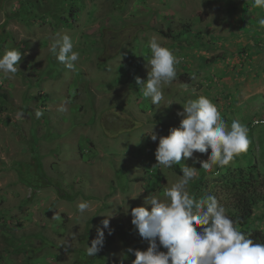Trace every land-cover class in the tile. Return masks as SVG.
I'll use <instances>...</instances> for the list:
<instances>
[{
	"label": "rangeland",
	"instance_id": "374dc122",
	"mask_svg": "<svg viewBox=\"0 0 264 264\" xmlns=\"http://www.w3.org/2000/svg\"><path fill=\"white\" fill-rule=\"evenodd\" d=\"M76 3L81 12L72 25L57 26L52 15L42 20L43 6L26 24L11 17L19 1L0 0V33L9 38L0 55L11 48L22 53L17 73H0L9 96L0 103V264L90 263L85 251L104 219L110 217L113 230L127 229L132 208L149 195L163 199L181 178L176 165H157L155 151L159 136L179 126L182 104L200 95L228 126L234 120L254 126L250 158L264 174V28L258 24L264 8L251 0ZM58 33L68 34L79 53L74 70L50 52ZM152 36L180 60L159 105L136 84L137 76L147 80ZM108 37L127 41L104 48ZM209 155L194 153L182 167L194 166L198 175L199 161ZM81 201L90 203L83 216ZM255 213L254 225L264 230V204ZM113 236L95 264H132Z\"/></svg>",
	"mask_w": 264,
	"mask_h": 264
},
{
	"label": "clouds",
	"instance_id": "9594fccd",
	"mask_svg": "<svg viewBox=\"0 0 264 264\" xmlns=\"http://www.w3.org/2000/svg\"><path fill=\"white\" fill-rule=\"evenodd\" d=\"M251 2L256 8H264V0ZM258 24L264 28V18L259 19ZM147 46L150 49V55L145 57L147 80L137 76L136 84L143 97L150 98L153 105H159L164 99L162 85L176 79V65L180 60L155 36L150 38ZM50 52L66 68L75 69L79 53L74 51L73 40L68 34L58 33L50 44ZM21 59V51L6 49L0 55V73H17ZM182 109L177 113L182 117L179 126L170 128L167 136H159L155 151L157 165L171 168L182 159L192 158L194 153L208 154L210 150L208 160L199 161L200 169L207 171L214 166L222 169L234 157L247 151V126L238 120L228 126L208 97L200 95L197 99H189L182 104ZM42 115L37 110L36 117ZM148 134L153 141L158 139L153 129ZM197 170L185 164L181 167V178L165 189L163 199L149 195L144 206L131 209L132 225L139 236L149 242L146 251L128 249L135 256L132 264H264V243H257L250 234L239 231L238 221L226 214L225 207L215 196L196 199L186 190L196 178ZM89 210L88 201L77 204L81 216ZM101 225L97 227L91 246L86 248L89 257H95L103 248L104 230L107 229L109 235L113 232L110 217ZM161 247L166 251H161Z\"/></svg>",
	"mask_w": 264,
	"mask_h": 264
},
{
	"label": "trees",
	"instance_id": "16d2710c",
	"mask_svg": "<svg viewBox=\"0 0 264 264\" xmlns=\"http://www.w3.org/2000/svg\"><path fill=\"white\" fill-rule=\"evenodd\" d=\"M17 1H19V8L12 12L13 16L11 15V17H19V19L26 24H29L32 19L39 16L37 10L41 6H43L44 11H47V16H40L42 20L45 21L47 17L52 15L51 17H53L57 26L61 24L71 26L73 19L81 12L77 6L76 0H15V2ZM46 3L48 9L44 6ZM121 33L120 31L116 34ZM161 33L167 38H172L170 32L166 34L161 31ZM109 38L110 37L106 39L104 48H106V45H112L117 49L121 44L127 41L121 40V38L118 37ZM8 39L7 36L0 33V46L6 43ZM22 44L25 45L21 48L22 50L28 48V43L26 41L22 42ZM240 53L243 54V51L241 50ZM128 70L129 67L126 72ZM8 97L7 92H4L0 87V103H6ZM3 108L4 107L0 106V113ZM247 128L249 139L247 151L234 157L230 164L222 169L217 167L213 171L200 169L196 178L187 186V191L196 199H200L207 195L215 196L218 202L225 207L226 214L233 220L238 221L236 227L239 231L250 234L251 238L257 243H264V230L254 225L255 222L259 220L255 212L261 204H264V174L259 170L258 164L250 158L251 152L249 149L250 144H252L251 140L254 126H249ZM84 142L85 138L80 145H83ZM86 142L88 144V140H86ZM80 150L82 153L84 152L83 146H80ZM181 167V163L176 165L180 175H182ZM149 184L152 185L151 183ZM113 234H116L126 251L125 260L133 261L135 259V256L128 252L129 248L146 251L149 247V244L142 243V239L138 232L133 225H130L127 229L121 226L116 227L112 234L105 238L104 246L101 251L112 244L114 239ZM87 235H89V233ZM10 243L13 246L15 244V242ZM160 250L166 251V249L162 247ZM100 252L97 253L95 257L91 258L92 261L90 263H87L95 264L99 258ZM85 257H88L87 253ZM82 264H85V262L82 261Z\"/></svg>",
	"mask_w": 264,
	"mask_h": 264
}]
</instances>
